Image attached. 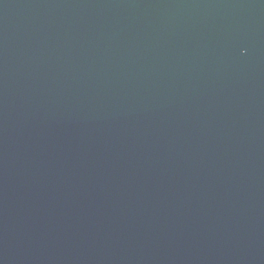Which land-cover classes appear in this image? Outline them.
<instances>
[{
	"label": "water",
	"instance_id": "95a60500",
	"mask_svg": "<svg viewBox=\"0 0 264 264\" xmlns=\"http://www.w3.org/2000/svg\"><path fill=\"white\" fill-rule=\"evenodd\" d=\"M0 264H264V0H0Z\"/></svg>",
	"mask_w": 264,
	"mask_h": 264
}]
</instances>
